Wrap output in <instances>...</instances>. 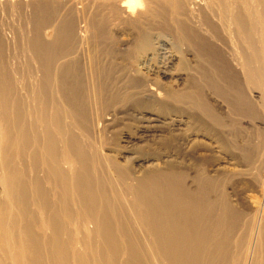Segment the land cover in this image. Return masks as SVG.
I'll return each mask as SVG.
<instances>
[{
	"label": "bare ground",
	"instance_id": "1",
	"mask_svg": "<svg viewBox=\"0 0 264 264\" xmlns=\"http://www.w3.org/2000/svg\"><path fill=\"white\" fill-rule=\"evenodd\" d=\"M167 4L192 87L209 82L241 125L230 159L264 173V0H0V264H264V179L248 212L151 151L164 103L146 74L177 58L150 30ZM122 24L135 64L116 75ZM129 116L142 136L117 131L126 147Z\"/></svg>",
	"mask_w": 264,
	"mask_h": 264
},
{
	"label": "rangeland",
	"instance_id": "2",
	"mask_svg": "<svg viewBox=\"0 0 264 264\" xmlns=\"http://www.w3.org/2000/svg\"><path fill=\"white\" fill-rule=\"evenodd\" d=\"M168 5H165V9L163 8L161 12L163 17L168 12V16H166L170 21H168V18H165L166 16L164 18L170 25L167 23V27H160V25L152 22L155 24H152V28H150L152 32H161L169 40L170 44L173 43L174 45L169 44L168 50L170 49L169 51L177 55L174 63L168 66L167 75L165 73L162 74L163 67L161 66V62L158 61L160 59L154 62L153 69L146 74V77L150 78L154 86L161 92L162 97L160 100L164 103L163 105H153L151 108L155 115L152 117L160 118L158 119L159 121L152 123L155 131L148 137L151 151L157 157H165L164 159H168L170 163L186 171L189 175H194L199 170L215 177L218 179V185L222 193L229 195V199L237 208L248 212L254 211L256 207L253 202L254 199H261L263 195L260 183L264 179V173H254L255 175L248 173L245 175L247 172H244V168L238 165V159H230L233 156L232 147H230L233 144L231 141L236 142L234 137L228 135L226 132H230V130H235V132L240 131L241 125L234 124L231 118L230 104L228 105L229 101L227 102V98L222 93L211 88L209 82L205 80L192 87L188 71L190 67L196 65L195 58L191 52L190 54L184 51V41L181 39V34L177 33L178 28L174 23V18L176 17L175 9L172 5L170 7ZM166 7L168 10L172 8L173 11H168ZM121 26L120 31H122V34L118 30L119 33L116 35L118 40H115L116 36L113 39L117 44H115L117 53L111 60L112 62L117 60L116 63L114 62V74L120 73V70L117 68L122 69L121 66L124 67L129 63L133 64L135 62V55L127 58V53L122 51L121 54V50L118 51V48L122 44L127 43H131L132 47L136 41L135 39H137L134 37L136 36V30L133 28V31L129 25L125 27L126 25L122 24ZM123 27H125V30L122 29ZM126 30H130L129 32L132 36L128 35L129 32ZM9 35L11 36V33ZM103 49L105 51L106 47L104 46L103 48L102 46L99 51H103ZM100 59L102 63L107 61V58L103 55H101ZM130 59H134L133 62ZM219 118L223 121L224 127L219 125ZM135 119L137 120V118L132 116H129V119H118L119 121H117V126L115 127L116 130H114L117 134L116 142L118 144L126 147L130 145V143L124 142L125 140L127 141L126 136H124L125 134L122 136L118 134L122 130H125L124 132H128L135 138L141 135L139 128L143 120L136 121ZM117 137L119 138L117 139ZM235 139L239 140L236 137ZM133 140L136 142L135 139ZM235 155L237 156V153L234 154V157ZM250 176L253 177L250 178ZM257 176L260 177H258L260 180L257 179Z\"/></svg>",
	"mask_w": 264,
	"mask_h": 264
}]
</instances>
